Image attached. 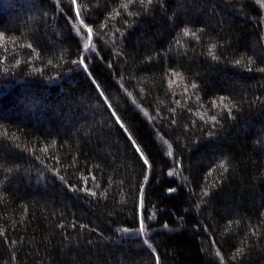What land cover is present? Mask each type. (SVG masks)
<instances>
[{
    "label": "trees",
    "instance_id": "obj_1",
    "mask_svg": "<svg viewBox=\"0 0 264 264\" xmlns=\"http://www.w3.org/2000/svg\"><path fill=\"white\" fill-rule=\"evenodd\" d=\"M262 69L264 0H0V264H264Z\"/></svg>",
    "mask_w": 264,
    "mask_h": 264
},
{
    "label": "snow or ice",
    "instance_id": "obj_2",
    "mask_svg": "<svg viewBox=\"0 0 264 264\" xmlns=\"http://www.w3.org/2000/svg\"><path fill=\"white\" fill-rule=\"evenodd\" d=\"M130 2H131V0H130ZM141 2L143 3L144 2V0H141ZM147 3L148 4H151L152 3V0H147ZM78 16H79V14H78ZM81 25L83 26V20H81ZM87 31H88V39H89V41L91 40V38H92V36H93V31H92V29L91 28H88L87 29ZM190 34V31L188 30V29H185L184 30V35H189ZM191 35H195V33H191ZM85 47L87 48V47H89V45H85ZM210 51H211V49H210ZM262 71H264V69H262ZM176 75H179V74H176ZM193 87H195V85H193ZM224 107H228V105L227 104H224L223 105ZM214 119V118H213ZM138 151H139V149H137ZM221 167H224V165H223V163L220 165Z\"/></svg>",
    "mask_w": 264,
    "mask_h": 264
}]
</instances>
